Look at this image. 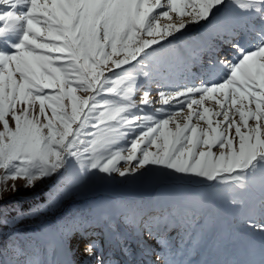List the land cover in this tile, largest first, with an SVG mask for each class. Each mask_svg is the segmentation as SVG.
Here are the masks:
<instances>
[{
	"label": "snow or ice",
	"instance_id": "obj_1",
	"mask_svg": "<svg viewBox=\"0 0 264 264\" xmlns=\"http://www.w3.org/2000/svg\"><path fill=\"white\" fill-rule=\"evenodd\" d=\"M0 4L9 6L0 11V49L11 50L0 51V200L18 190L7 183L18 178L25 188L54 181L51 205L114 174L135 180L151 171L203 182L216 199L244 208L246 226L262 235L246 259L201 264H264V0ZM191 28L230 46L227 56L201 63L198 75L190 65L201 45L183 40ZM151 82L167 89L160 104L178 111H148V90L136 101ZM202 206L188 197L170 206L128 205L119 215L149 238L179 229L184 249L167 245L156 261L193 264L174 257L200 238ZM11 211L0 207V226L8 230L0 231V264H44L17 227L32 209ZM85 252L95 258L96 242ZM97 264L119 262L100 257Z\"/></svg>",
	"mask_w": 264,
	"mask_h": 264
},
{
	"label": "rangeland",
	"instance_id": "obj_2",
	"mask_svg": "<svg viewBox=\"0 0 264 264\" xmlns=\"http://www.w3.org/2000/svg\"><path fill=\"white\" fill-rule=\"evenodd\" d=\"M8 9V5L0 4V11ZM16 11L19 12L20 9ZM172 16L175 18L174 13ZM183 40L190 45H201L199 59L190 65L194 75L201 72V63L206 66L209 58H223L230 53L229 45L217 43L216 40L219 38L208 34L204 29H189ZM202 41L207 43L203 44ZM212 44L216 45L215 50L208 47ZM0 51L11 50L3 48ZM166 79L165 77L164 80ZM155 85H157L155 82H151L140 88L136 93V101L139 103L143 92L148 90L150 99L154 101L148 111L158 107L178 110L168 109V106L160 104L159 92L167 91V89L162 86L156 89ZM205 104L209 107L215 106L214 102L206 101ZM184 112H187L186 106ZM10 125H12L11 120ZM7 183L9 185L15 183L18 190L3 193L4 198L0 200V204L4 207L8 203L17 204L22 199L32 202L26 207H21L24 210L32 209V211L28 212L17 227L25 238L22 242H30L38 251L39 259L44 264H97L100 257L105 261H118L119 264H158L156 256L166 252L167 245L183 250L187 237L182 241L180 230L174 229L149 238L146 234H142L140 226L127 224L119 215L120 209L128 205H151L156 202L170 206L183 202L188 197H195L202 201L200 221L202 233L196 244L187 250L186 255H177L175 259L191 260L193 264H201L205 259L243 260L247 258L246 254L250 247H259L261 243L262 234L247 227L244 222L245 209L239 206L232 207L216 199L203 182L169 180L151 171L135 180H125L114 174L113 179L91 182L66 195L55 205L50 204L55 190L54 181L37 182L30 188L22 187L25 181L20 178L14 182L8 180ZM41 188H44L43 195H36ZM255 195L258 196V193ZM11 209L9 214L15 215ZM109 217L111 219H108ZM256 220L258 223L262 222L259 216ZM0 231H4L7 236L6 228L0 226ZM68 236H73L72 242H76L77 237H81L82 243L95 241L97 256L94 258L86 254L83 262L74 259L72 243L68 245V249L65 247ZM124 248L129 250L127 255L122 251ZM148 249L151 251L146 254ZM159 264H162V261Z\"/></svg>",
	"mask_w": 264,
	"mask_h": 264
},
{
	"label": "trees",
	"instance_id": "obj_3",
	"mask_svg": "<svg viewBox=\"0 0 264 264\" xmlns=\"http://www.w3.org/2000/svg\"><path fill=\"white\" fill-rule=\"evenodd\" d=\"M44 188H41V190H39V192H37V194L36 195H40V196H42L43 194H42V192L44 191L43 190ZM30 204H32V202H28V199L26 200V199H22V200H19L18 202H17V204H13V203H8L7 205H5L4 207L2 206V204H0V207H3V208H7V209H11V208H14V207H16V206H19L20 208L21 207H26V206H28V205H30Z\"/></svg>",
	"mask_w": 264,
	"mask_h": 264
},
{
	"label": "bare ground",
	"instance_id": "obj_4",
	"mask_svg": "<svg viewBox=\"0 0 264 264\" xmlns=\"http://www.w3.org/2000/svg\"><path fill=\"white\" fill-rule=\"evenodd\" d=\"M216 42H217V43H220V40H216ZM154 87H155L156 89L158 88L157 85H155ZM155 94H157V93H155ZM158 97H159V96H158ZM177 111H178V110H177ZM83 209H84V208H83ZM77 210H78V209H77ZM90 212H91V211H90ZM92 213H93V212H92ZM83 214H84V213H83ZM93 215H94V214H93ZM91 227H92V226H91ZM78 235H79V234H78ZM81 236H82V235H81ZM83 237H84V236H83ZM68 245H69V244H68ZM84 246H85V245H84ZM84 246H83V247H84Z\"/></svg>",
	"mask_w": 264,
	"mask_h": 264
}]
</instances>
